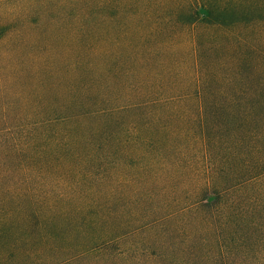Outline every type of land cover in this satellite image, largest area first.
<instances>
[{
	"label": "trees",
	"instance_id": "trees-1",
	"mask_svg": "<svg viewBox=\"0 0 264 264\" xmlns=\"http://www.w3.org/2000/svg\"><path fill=\"white\" fill-rule=\"evenodd\" d=\"M49 27L108 59L86 134L11 86ZM0 80V255L264 264V0H0Z\"/></svg>",
	"mask_w": 264,
	"mask_h": 264
},
{
	"label": "rangeland",
	"instance_id": "rangeland-1",
	"mask_svg": "<svg viewBox=\"0 0 264 264\" xmlns=\"http://www.w3.org/2000/svg\"><path fill=\"white\" fill-rule=\"evenodd\" d=\"M36 46L33 48L26 45L21 49L25 56L23 63H15L12 69L7 70L8 74H14L11 76V81L14 82L11 86L18 88L21 85L29 89L35 102H40L43 108L49 110V115L69 116L67 122L70 123L69 129L72 132L82 127L86 134L90 128H96L98 122L101 124L102 121L97 113L104 107L101 98L105 93V79L109 71L104 69L108 59L85 35L54 27L44 30ZM86 213L85 208L84 217ZM1 228L10 229L9 226ZM90 230L91 228H86L88 235ZM36 233L41 235L39 231ZM97 234L98 231L90 236ZM12 242L8 240L10 245H13ZM2 245L9 249L8 245L0 243V247ZM23 248L29 252L28 257L2 254L0 263L36 264L38 260L41 263H51L55 257L51 242L48 245L24 244ZM61 250L66 251L68 247L62 246Z\"/></svg>",
	"mask_w": 264,
	"mask_h": 264
}]
</instances>
